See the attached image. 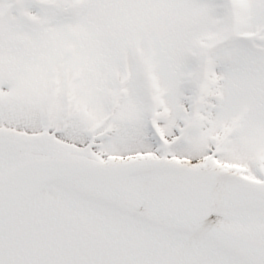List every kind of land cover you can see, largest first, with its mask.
I'll list each match as a JSON object with an SVG mask.
<instances>
[{
  "label": "snow or ice",
  "instance_id": "obj_1",
  "mask_svg": "<svg viewBox=\"0 0 264 264\" xmlns=\"http://www.w3.org/2000/svg\"><path fill=\"white\" fill-rule=\"evenodd\" d=\"M0 264H264V0H0Z\"/></svg>",
  "mask_w": 264,
  "mask_h": 264
}]
</instances>
